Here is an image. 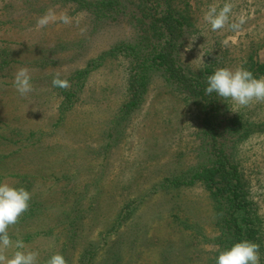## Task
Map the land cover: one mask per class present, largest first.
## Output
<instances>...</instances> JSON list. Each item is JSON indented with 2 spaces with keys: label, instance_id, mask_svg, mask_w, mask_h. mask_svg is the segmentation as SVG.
<instances>
[{
  "label": "rangeland",
  "instance_id": "374dc122",
  "mask_svg": "<svg viewBox=\"0 0 264 264\" xmlns=\"http://www.w3.org/2000/svg\"><path fill=\"white\" fill-rule=\"evenodd\" d=\"M6 2L0 0V49L6 50L7 59L13 62H9V72L5 71L3 78L8 85L3 92L11 98L9 106L19 107L13 114L19 117L15 126L20 131H15L14 125L12 131H2V137L6 135L9 140L0 142V152L9 153L3 178L13 186L21 179L15 176L27 177L32 184L29 206L43 202L47 207L43 215L35 212L29 224L16 230L9 228L14 235L22 232L31 236L24 242L25 250L39 253L38 264H44L54 253L62 255L66 238L59 221L63 212L73 211L83 229L78 247L65 258L68 264H78L87 244H102L106 238L112 241L113 233L106 231L123 202L145 194V201L139 202L133 212L134 250L131 258L125 256V264H215L217 253L225 248L202 238L216 235L207 191L201 186L190 187L173 197V202L181 200L191 205L189 209L202 229L201 235L190 238L173 231L163 204L171 194L157 192L153 185L163 173H187L215 161L210 154L217 144L242 166L250 191L259 199L257 205L260 203L264 213V133L250 132L264 129L255 128V124L264 122V103L240 107L216 93L203 101L191 96L192 89L166 82L155 73L140 103L124 115V72L111 60L78 86L75 97L64 99L58 87L52 86L55 74L58 72L63 79L84 68L89 58L106 50L108 44L131 35L130 27L101 25L92 35L90 17L76 9L74 1L13 0L12 7H6ZM178 2L194 25L182 49V61L192 69L204 62L206 49L220 50L226 59L238 60L252 51L256 60L264 63V0ZM225 3L232 5L229 23H243L235 30L226 26L213 31L204 19L205 13L213 6L219 11ZM49 9L56 20L38 27L37 20ZM61 14L70 17L68 24L60 20ZM9 17L18 19L19 27L3 22ZM60 44L69 45V50L44 53L45 49L57 50ZM43 56L56 62L42 65ZM237 67L239 64L229 69ZM20 68L29 70L34 89L26 96H21L13 85ZM64 89L68 91L69 86ZM58 118L63 122L56 124ZM51 173L50 179L41 178ZM9 174L13 176L9 178ZM138 181L144 186L134 187L122 202V191ZM91 218L95 219L92 224ZM13 251L9 249L7 255ZM259 255V264H264V247ZM103 260V251L96 252L94 263Z\"/></svg>",
  "mask_w": 264,
  "mask_h": 264
},
{
  "label": "trees",
  "instance_id": "16d2710c",
  "mask_svg": "<svg viewBox=\"0 0 264 264\" xmlns=\"http://www.w3.org/2000/svg\"><path fill=\"white\" fill-rule=\"evenodd\" d=\"M6 1V7L13 6L11 4L13 0ZM64 1H74L78 6L76 9H82L87 13L92 21L90 31L92 35L97 32L98 27L101 25L116 28L121 24H126L130 27L131 33L127 37L120 36L117 41L108 44L106 50L100 51L95 57L89 58L84 68L72 71L63 78L69 84L68 91L58 87L60 95H63L64 99L75 97L78 86L109 60L115 61L116 66L119 64V68L121 66L124 72L123 80L127 96L126 102L121 107V113L124 115L131 112L140 103V97H143L155 73L159 74L166 82H176L183 87L192 89L191 96L198 97L203 101H207L210 96L205 93L207 77L218 68H230L239 64V66L251 71L254 77H264V63L258 62L252 51L247 57L244 55L238 60L226 59L224 55H221L220 50L210 51L206 49L203 56L205 60L197 68L192 69L188 63H184L182 61V49L188 41L194 25L191 19L184 15L185 10L179 6L178 0ZM16 20L18 19L9 17L3 22L15 23L17 25L14 27H19ZM227 28L229 27L227 26ZM211 35H213V32H211ZM68 48L69 45L60 44L57 50L55 47L49 50L45 49L44 53L64 52L69 50ZM50 62L54 63L56 61L43 56L42 65H48ZM188 74L196 75L188 76ZM61 122L63 120L58 118L56 124ZM255 125V128L263 127L264 122ZM250 132L262 134L264 129L263 131ZM204 133L205 135L208 134ZM213 156L216 158L215 161L190 172L177 174L174 171H169L163 173L156 185H153L155 191H163L165 192L164 195L171 194L170 199L163 203L167 206L166 212L170 218L169 224L175 229L174 232L187 234L190 238L202 234V229L195 220L196 215L192 214L189 209L191 205L187 206L181 200L179 203L172 201L173 197L179 196L183 189L201 186L207 191L208 199L212 203L214 212L211 224L214 227V232H216V235L210 239L202 236L205 242L216 243L228 249L237 242L247 240L259 244L260 248L264 247V213L260 209V203L257 205L259 199L250 191L249 181L245 176L244 169L234 159L232 153H228L221 146L217 147V144L211 149L210 157ZM7 176L10 178L13 175L9 174ZM51 176H53L52 173L41 175V178L50 179ZM15 177L21 179L13 187H24L27 191L30 190L32 184H29L27 177ZM33 177L31 176L30 179ZM144 184V182H139L123 190V194H121L122 202L134 187L141 189ZM145 196L144 194L123 202L124 205L121 211L112 224L108 225L110 229L108 228L106 231L113 233L114 238L112 241H108L106 238L102 244L98 241L90 243V245L87 244L83 248L78 264H97L94 263L93 259L98 251H103L104 255V260L100 264H125V256L132 257L134 246L131 240H134L136 234L132 221L133 212L138 207L139 202L143 203L145 201ZM45 208L47 207L43 205V202L31 204L27 210L28 215L22 214L18 222L9 228L16 230L22 224L24 226L29 224V220L36 214L35 212H40L43 215L42 212ZM79 218V216L74 215L73 211L63 212L60 217L59 224L63 226L62 235L66 238L62 248L64 258L71 250L78 247L80 232L83 229L81 223H78ZM90 220L92 224L95 219L91 218ZM119 227H122L121 232H118ZM190 230H193V232L190 233ZM8 232L11 238L22 239L23 242H28L31 238L27 233L18 232L14 235L10 229H8ZM102 239L103 237L100 238V241ZM126 251L129 253L128 255L125 254Z\"/></svg>",
  "mask_w": 264,
  "mask_h": 264
},
{
  "label": "clouds",
  "instance_id": "9594fccd",
  "mask_svg": "<svg viewBox=\"0 0 264 264\" xmlns=\"http://www.w3.org/2000/svg\"><path fill=\"white\" fill-rule=\"evenodd\" d=\"M232 5L225 3L223 8L217 11L216 7H210L205 13L204 19L213 31L228 26L238 29L240 23H229V12ZM56 16L49 9L44 16L37 20V26L46 27L50 21H55ZM60 20L68 24L70 17L61 14ZM205 93L217 96L224 100H231L240 107H247L251 103H264V77L256 78L253 73L243 66L237 68H218L207 77ZM53 87L67 88L68 81L60 78L57 72L53 77ZM13 85L21 96L32 92L33 85L27 68H20L14 75ZM31 194L24 187H13L8 183H0V264H38V252L25 250L26 245L22 239L13 240L8 232L10 226L15 225L20 216L29 208ZM9 249H14L11 256L7 255ZM260 245L247 240L237 242L228 249L220 250L215 258V264H259ZM45 264H67L65 258L59 254H52Z\"/></svg>",
  "mask_w": 264,
  "mask_h": 264
},
{
  "label": "crops",
  "instance_id": "0c3cea01",
  "mask_svg": "<svg viewBox=\"0 0 264 264\" xmlns=\"http://www.w3.org/2000/svg\"><path fill=\"white\" fill-rule=\"evenodd\" d=\"M6 50L0 49V142H6L8 143L9 140L6 139L7 136L3 135L2 137V131H12V126L15 124H18L19 122V117L15 116V113L19 107L17 104L13 105L12 107L11 105L9 106V101L11 102V98L9 97V94L6 93L4 94L3 90L5 88L6 85H8L7 82H5L4 80V76L5 71L7 69V71L9 72V67H10V60L7 59V55H6ZM3 78V79H2ZM16 101L18 99H15ZM11 121L13 122L11 124ZM14 128H17L16 126ZM15 131H20V129H15ZM23 131V130H21ZM4 138V139H3ZM8 141H6V140ZM9 160V153L7 154H3L2 152H0V183H4L6 181L7 178H3L5 175L4 168H6V164L5 161Z\"/></svg>",
  "mask_w": 264,
  "mask_h": 264
}]
</instances>
